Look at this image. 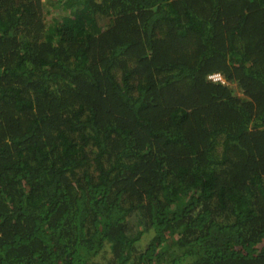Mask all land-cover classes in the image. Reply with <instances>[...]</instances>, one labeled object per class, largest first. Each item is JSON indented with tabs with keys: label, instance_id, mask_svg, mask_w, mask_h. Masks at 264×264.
Here are the masks:
<instances>
[{
	"label": "trees",
	"instance_id": "1",
	"mask_svg": "<svg viewBox=\"0 0 264 264\" xmlns=\"http://www.w3.org/2000/svg\"><path fill=\"white\" fill-rule=\"evenodd\" d=\"M0 264H264V0H0Z\"/></svg>",
	"mask_w": 264,
	"mask_h": 264
},
{
	"label": "rangeland",
	"instance_id": "2",
	"mask_svg": "<svg viewBox=\"0 0 264 264\" xmlns=\"http://www.w3.org/2000/svg\"><path fill=\"white\" fill-rule=\"evenodd\" d=\"M106 22H107V19H104V18L100 19V21H99L100 25H103V24H105ZM224 82H225V80H224ZM226 86H228V87L233 91V93H234L235 96H237V97H239V98H243V96H242V92H241V90L238 88V86H236V85L233 84V83H227ZM145 243H146V241L143 240L142 243H141V245H142V246H145V245H146Z\"/></svg>",
	"mask_w": 264,
	"mask_h": 264
},
{
	"label": "built area",
	"instance_id": "3",
	"mask_svg": "<svg viewBox=\"0 0 264 264\" xmlns=\"http://www.w3.org/2000/svg\"><path fill=\"white\" fill-rule=\"evenodd\" d=\"M208 79L211 80L212 82L225 84L224 79L222 78L220 74H210L208 76Z\"/></svg>",
	"mask_w": 264,
	"mask_h": 264
}]
</instances>
